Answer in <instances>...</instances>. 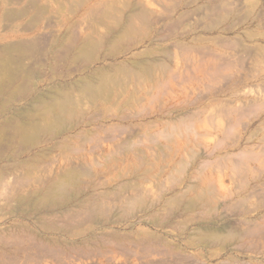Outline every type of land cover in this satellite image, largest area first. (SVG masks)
<instances>
[{"label":"rangeland","instance_id":"rangeland-1","mask_svg":"<svg viewBox=\"0 0 264 264\" xmlns=\"http://www.w3.org/2000/svg\"><path fill=\"white\" fill-rule=\"evenodd\" d=\"M84 48L125 49L114 82ZM3 50L27 96L0 117V264H264V0H0Z\"/></svg>","mask_w":264,"mask_h":264},{"label":"bare ground","instance_id":"bare-ground-1","mask_svg":"<svg viewBox=\"0 0 264 264\" xmlns=\"http://www.w3.org/2000/svg\"><path fill=\"white\" fill-rule=\"evenodd\" d=\"M133 8V7H132ZM140 10V9H139ZM131 14H133L134 15V13H131ZM131 14H130V16H131ZM145 12H143L142 10H140V11H137V12H135V16H138V17H141V18H144V16H145ZM132 15V16H133ZM129 16V17H130ZM131 16V17H132ZM131 17L130 18H128L129 19V21H128V24L130 25V26H132V23H131V21H132V19H131ZM134 17V16H133ZM146 17H147V15H146ZM146 22V21H145ZM144 22V23H145ZM147 23V22H146ZM145 23V24H146ZM147 25V24H146ZM115 29V28H114ZM108 35V34H107ZM116 35V34H115ZM119 36V38H120V35H118ZM116 38V37H115ZM117 39H114L113 38V40L111 39L110 40V42H112V44H110V45H112V47H114V43H115V41H116ZM120 41L122 40V39H119ZM118 40V41H119ZM129 40V39H128ZM138 40H140V38L138 39ZM144 39H141V41H143ZM2 41V40H1ZM116 42L115 43V47H117V45L116 44H118L119 42ZM131 41V40H130ZM4 42V41H3ZM109 43V42H108ZM128 44V43H127ZM2 45H3V43H2ZM5 45V44H4ZM3 45V46H4ZM6 45H8V43L6 44ZM122 45V44H121ZM89 46H91V45H89ZM97 43L96 44H92V46L91 47H93V48H97ZM100 46V45H99ZM109 46V45H108ZM7 47V46H6ZM6 47H5V50H6ZM102 47H105V45H102ZM121 47V46H120ZM126 47H128V45L126 46ZM1 48H4V47H1ZM92 48V49H93ZM99 48V47H98ZM107 48V47H106ZM92 49L91 48H84L83 49V53H84V57H86V65L85 64H83V65H85V67H91L92 65H95L96 67H95V71H98L99 73H97V75L99 74L100 75V77H101V82L102 81H106L105 79L109 76L107 73H108V71L110 70V69H112L113 67H114V64H112V63H108V60L109 59H111V60H114V59H116V58H118L122 53H125L126 51H124V50H120L119 48H118V50H111V51H109V52H107L106 51V53H104L103 55H95L93 52L94 51H92ZM94 49V50H95ZM101 49V48H100ZM114 49H116V48H114ZM5 50H3V51H1V53H0V117H2V116H4V114L6 113V110H7V108H8V106H9V104L10 103H14L15 101H20V100H22L23 98H25L26 96H27V88L25 87L24 88V86H22L21 84L22 83H20V81H19V76H18V73H20V72H18L17 70H16V72L15 71H10V70H8V65L10 64L9 62H10V57H8L7 56V50H6V52H4ZM58 51V50H57ZM54 52V51H53ZM55 55V54H54ZM52 58V57H51ZM14 61L16 62V59L14 58L11 62H13L14 63ZM16 64V63H15ZM122 64H123V62H122ZM115 66H116V64H115ZM83 67V66H82ZM117 67H118V65H117ZM14 68V70L15 69H17V68H15V67H13ZM53 68V67H52ZM119 68H122L121 67V65H119V67H118V69ZM109 69V70H108ZM13 70V69H12ZM31 70V69H30ZM29 70V71H30ZM117 70V69H116ZM115 70V71H116ZM121 70V69H120ZM118 71V70H117ZM39 73V72H38ZM60 73V72H59ZM117 73V72H116ZM41 74H43V73H41ZM53 74V73H52ZM51 74V77L53 76ZM22 75H24V74H22ZM46 75V74H45ZM92 75V74H91ZM96 75V77H99V76H97ZM21 76V75H20ZM27 76H28V74H27ZM93 76V75H92ZM23 77V76H22ZM26 78V77H25ZM28 78V77H27ZM29 78H31V76L29 77ZM53 78V77H52ZM55 78V77H54ZM108 78H110V77H108ZM32 79V78H31ZM85 79V81H86V78H84ZM23 80H25V79H23ZM107 80H109V81H113V79H107ZM22 81V80H21ZM114 82V81H113ZM112 82V83H113ZM25 83H26V81H25ZM24 83V84H25ZM86 83V85H88V87H90V88H92L93 87V85L94 84H92V82H88V81H86L85 82ZM102 84V83H101ZM105 84V83H104ZM106 85V84H105ZM105 85H104V87H105ZM94 86H96V85H94ZM33 90V89H32ZM31 91V90H30ZM33 92V91H32ZM66 98V99H65ZM61 99H62V101L59 103V107L61 108V110L62 111H65L66 110V102L67 101H70V96H68L67 94H65L64 96H61ZM56 104H58V102H51L50 103V106H51V108H53L54 107V105H56ZM1 121V120H0ZM8 121H9V119H7V118H3V121L1 122V124H0V129H3V128H5L6 127V125H7V123H8ZM35 126H36V118L35 119H33V117H28V118H26V119H24V121L19 125V126H17V128H16V134H18L19 136H23V135H25V134H28L27 132H29V131H31V130H33L34 128H35ZM76 125H74L73 127H75ZM66 130H68V127H66V128H61V129H58V130H56V131H54V132H52V134H51V136L52 137H54V136H59V135H61V134H63V133H65V131ZM35 131V130H34ZM31 143L28 145V146H26L25 148H24V153L25 152H29V151H31L33 148H38V147H40L41 146V143H42V140L40 139V137H38V136H34V137H32V139H31V141H30ZM22 151V152H23ZM16 155H18V154H16ZM67 156V155H63V158H65V157ZM13 157H15V155L13 156ZM12 157V158H13ZM3 158V157H2ZM66 159V158H65ZM70 159V158H69ZM68 159V157H67V161L69 160ZM70 161V160H69ZM71 162V161H70ZM78 162H79V160H78ZM81 163L83 162V161H80ZM79 164V163H78ZM123 164H124V162H123ZM68 165V164H67ZM69 166H70V164H69ZM123 166V165H122ZM68 167V166H67ZM73 167V168H72ZM72 167H68V168H65L63 171H62V173L60 174V176H58L57 178H55V179H53V180H50V181H48V182H46L47 184H46V186H45V190H46V192L47 193H49V194H51V195H53V193H64V192H66V190H67V188H68V186L70 185V184H72L73 182H75V179H76V177L79 175V173H81V172H79V170H77V167L75 166V168H74V166H72ZM129 171V170H128ZM128 171L126 172L127 174H128ZM186 171V170H185ZM130 172V171H129ZM112 173V172H111ZM126 173H125V175H126ZM98 174V173H97ZM131 174V173H130ZM118 176H120V175H118ZM79 193L78 194H76L75 195V197L74 198H72V199H68L69 200V202L68 201H64V202H61V203H59L58 205L57 204H55L53 207L54 208H61L62 210H64V211H68V210H71L73 207H78V208H85V206H86V204H87V200H86V197L84 198H80V196H84V195H86L87 194V192H85V189L83 190V191H78ZM52 207V208H53ZM52 208H47V211H53V209Z\"/></svg>","mask_w":264,"mask_h":264}]
</instances>
